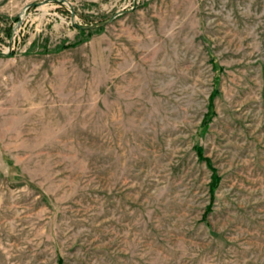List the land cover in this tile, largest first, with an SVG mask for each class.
<instances>
[{"label": "rangeland", "instance_id": "obj_1", "mask_svg": "<svg viewBox=\"0 0 264 264\" xmlns=\"http://www.w3.org/2000/svg\"><path fill=\"white\" fill-rule=\"evenodd\" d=\"M0 264H264V0H0Z\"/></svg>", "mask_w": 264, "mask_h": 264}, {"label": "trees", "instance_id": "obj_2", "mask_svg": "<svg viewBox=\"0 0 264 264\" xmlns=\"http://www.w3.org/2000/svg\"><path fill=\"white\" fill-rule=\"evenodd\" d=\"M216 93V92H215ZM214 93V94H215ZM214 94L212 95V98L214 97ZM213 108H214V105H213V101H211L210 102V105H209V111L206 113V115H205V118H210L211 116H212V114H213ZM216 181H218L217 180V176H215V183H213V185H215L217 182Z\"/></svg>", "mask_w": 264, "mask_h": 264}]
</instances>
